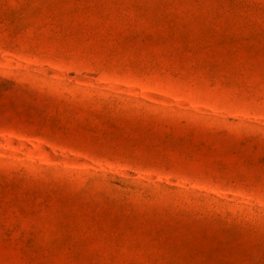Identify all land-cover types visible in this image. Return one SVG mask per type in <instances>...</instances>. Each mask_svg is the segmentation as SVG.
Wrapping results in <instances>:
<instances>
[{
  "label": "rangeland",
  "instance_id": "obj_1",
  "mask_svg": "<svg viewBox=\"0 0 264 264\" xmlns=\"http://www.w3.org/2000/svg\"><path fill=\"white\" fill-rule=\"evenodd\" d=\"M0 264H264V0H0Z\"/></svg>",
  "mask_w": 264,
  "mask_h": 264
}]
</instances>
